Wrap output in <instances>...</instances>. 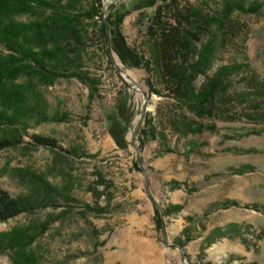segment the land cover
<instances>
[{
	"label": "rangeland",
	"instance_id": "obj_1",
	"mask_svg": "<svg viewBox=\"0 0 264 264\" xmlns=\"http://www.w3.org/2000/svg\"><path fill=\"white\" fill-rule=\"evenodd\" d=\"M78 1L81 12L97 6L96 0ZM139 1L100 0V18L88 27L78 69L95 82L93 98L76 78H59L51 86L34 79L45 111L27 108L34 98L21 107L28 112L26 133L18 146L0 151V191L23 200L37 195L43 204L53 194L41 182L61 191L48 206L0 222V234L28 228L35 235L29 233L33 240L25 252L32 253L36 264H264V0H245L261 4L257 14L231 16L239 24L237 31L214 22L208 37L196 43L198 48L207 39L218 44L208 75L221 66H238L227 76L225 96L230 100L204 118L167 94H150L146 79L154 76L125 66L110 46L108 50L99 27L113 5L123 16L126 44L146 59L153 11ZM173 2V13L166 17L173 26L176 12L192 22L193 14L214 17L222 7V0ZM33 19L16 18L24 23ZM179 21L187 32L196 31ZM0 53L6 54L1 46ZM116 70L134 90L125 87ZM202 82L200 76L195 85ZM144 94L146 112L133 144ZM121 101L130 117L123 148L110 132L113 119L123 118L117 112ZM183 120L212 131L184 135ZM147 126L158 137L142 145L141 130ZM8 134L3 126L0 137ZM33 135L91 157L70 158L36 146ZM173 206L179 209L163 213ZM231 224L238 234L213 235L214 229ZM15 257L0 248V264H13Z\"/></svg>",
	"mask_w": 264,
	"mask_h": 264
},
{
	"label": "trees",
	"instance_id": "obj_2",
	"mask_svg": "<svg viewBox=\"0 0 264 264\" xmlns=\"http://www.w3.org/2000/svg\"><path fill=\"white\" fill-rule=\"evenodd\" d=\"M77 1L0 0V46L6 51V54L0 53V129L6 126L10 131V134L0 137V151L21 143L22 135L26 133L27 128L23 119L27 117L28 112L21 108L25 102L34 98V104H27V108L31 111H45V102L37 89L38 85L33 82L34 79L51 86L59 78H76L90 88V98H93L95 82L87 72H80L78 69H82L81 53L87 41L85 36L88 27L95 26V18L100 16L102 6L100 0H96V7L91 6L81 12L77 9V4H80ZM161 1L159 4L158 0L139 1L140 7L152 8L153 11L150 17L152 26L148 28L150 43L145 60L142 54L126 44L120 27L123 16L116 12L115 6L107 8V17L99 27V33L105 43L108 39L111 51L125 66L142 68L147 74L154 76L153 81L146 79L150 94L156 96L167 94L183 102L198 118L213 116L215 109L218 108L217 104L225 103L226 99L230 100L225 96L227 76L238 66H221L212 75H208L207 72L216 60L218 44L207 39L204 43H199L198 48L196 43L201 42V37H208L214 22L223 28L225 25L227 28L228 24L229 29L237 31L239 24L232 23L231 16L234 13L257 14L261 4L247 3L245 0H222L221 10L214 14V17L197 16L195 13L194 20L189 22V18L176 12L173 20L177 24L173 26L166 21V17L173 13L174 0ZM26 16H34V19L26 23L17 22L16 18ZM179 20H185L190 27H195L196 31L187 32ZM84 21L90 23L83 24ZM200 76L203 77V82L197 86L195 82ZM23 77L26 82L22 85L17 84V79ZM124 103L126 101H121L117 108L118 115L123 118L117 117V121L113 119V125L110 126L111 135L119 148L124 147L130 120L127 115L128 108H125ZM179 124L184 135L212 131L211 127L207 129L193 121L183 120ZM141 135L144 137L142 145L144 141L156 139L157 136L151 126L141 130ZM31 140L36 146L64 152L70 158L91 157L76 148L64 150L50 137L33 135ZM41 185L49 195L60 194L61 190L52 184L43 181ZM181 185L177 184L178 187ZM53 196L43 198L45 201L48 200V204H45L46 202L43 204L40 202L42 198H38L37 195L33 196L34 199L23 200L12 198L4 191H0V222L48 206L54 201ZM178 209L177 206H173L165 209L163 213L170 215L171 211ZM158 219L160 223V217ZM35 231L39 232L38 228H35ZM29 233L33 234L27 228L19 233L11 231L0 234V248L9 249L14 252V257L16 256L13 264H36L32 261V253L25 252L33 240ZM238 233V227L234 224L213 230V235L217 238L232 237ZM211 242L209 240L208 244Z\"/></svg>",
	"mask_w": 264,
	"mask_h": 264
},
{
	"label": "water",
	"instance_id": "obj_3",
	"mask_svg": "<svg viewBox=\"0 0 264 264\" xmlns=\"http://www.w3.org/2000/svg\"><path fill=\"white\" fill-rule=\"evenodd\" d=\"M106 44H107V48L109 50V42H108V39H107V43ZM116 71L119 74V76H120L122 82L124 83L125 87L127 89H129V90H134L135 89L134 86L133 85H130V84H128L126 82L125 78L122 76V74L120 73V71L119 70H116ZM143 96H144V105L142 106L141 113H140V118L138 120V123L136 124V127H135V129L133 131V138H132V143L133 144H134V135H136L137 131L139 130V127L141 126L142 120H143V118L145 116V112H146L145 104H146L147 96L145 94ZM164 237H165V235H164Z\"/></svg>",
	"mask_w": 264,
	"mask_h": 264
}]
</instances>
